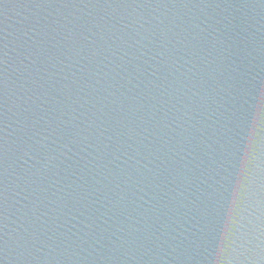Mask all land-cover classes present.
I'll return each mask as SVG.
<instances>
[{
    "label": "water",
    "instance_id": "95a60500",
    "mask_svg": "<svg viewBox=\"0 0 264 264\" xmlns=\"http://www.w3.org/2000/svg\"><path fill=\"white\" fill-rule=\"evenodd\" d=\"M262 59L264 0H0V264H264Z\"/></svg>",
    "mask_w": 264,
    "mask_h": 264
},
{
    "label": "snow or ice",
    "instance_id": "6c2138e0",
    "mask_svg": "<svg viewBox=\"0 0 264 264\" xmlns=\"http://www.w3.org/2000/svg\"><path fill=\"white\" fill-rule=\"evenodd\" d=\"M261 81L258 88L259 97L261 100V112L264 116V59L261 61ZM247 92L242 96L243 105H248L249 101L246 98ZM250 127L246 120L241 121L237 125L235 140V155L238 157L237 163L240 165L241 175L246 177L248 173L247 164L249 163L248 153L245 149L251 146L249 139L251 135ZM235 167V165H233ZM264 172V169H262ZM246 179L243 182H237L236 172L231 169H225V174L219 182L218 196L213 206V214L209 222V231L214 241L222 240L224 234H227L235 223L234 216L242 203V194L246 190ZM264 187V185H262ZM262 225H264V196L260 201ZM264 235V230H262Z\"/></svg>",
    "mask_w": 264,
    "mask_h": 264
}]
</instances>
